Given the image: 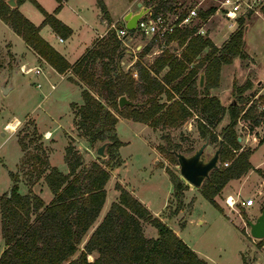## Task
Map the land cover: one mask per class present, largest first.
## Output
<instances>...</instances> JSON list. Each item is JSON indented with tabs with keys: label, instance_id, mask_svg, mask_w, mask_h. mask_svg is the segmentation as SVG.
Wrapping results in <instances>:
<instances>
[{
	"label": "rangeland",
	"instance_id": "1",
	"mask_svg": "<svg viewBox=\"0 0 264 264\" xmlns=\"http://www.w3.org/2000/svg\"><path fill=\"white\" fill-rule=\"evenodd\" d=\"M36 1L49 7L46 0ZM106 2L110 4L114 15L126 6L125 0ZM139 2L151 7L143 0H130L131 11L138 9ZM179 2L183 4L175 5L178 7L177 12L188 9L194 5L195 0ZM212 3L206 1L205 9L214 7ZM31 7L35 12L20 10L29 20L33 13L38 15L40 12L34 5ZM163 13L171 18L175 14L171 10ZM237 18L216 9L207 21L198 18L193 25L201 31V35L211 37L217 47H221L239 28L237 23L233 28L230 25L234 19L238 22ZM91 20L100 33L106 30L107 26L100 21L95 23L94 16ZM122 23L123 19L116 25ZM109 29L102 37L97 36L92 45V54L98 52L101 58L108 55L112 45L110 36L113 33ZM4 40L10 41L11 44L0 46V201L9 196L11 187L16 183L19 193L33 192L48 205L54 195L48 188L44 175L52 167L58 168L64 174L69 173L70 167L66 161L69 149L71 161H79L77 173L91 172L95 164L110 173V179L105 185L104 206L95 224L84 237L80 249H83L96 226L110 210L112 203L118 200L120 191L117 185L120 184L141 201L154 217L167 223L209 264H264V244L250 236L247 223L248 220L255 221L264 206V185L260 180L261 175L256 172V169L264 170V145L255 152V146L257 147L264 138V124L255 125V120L264 112L262 108L264 96L254 97L250 94L257 93L264 87L263 20L256 19L252 22L251 29L246 35L248 50L254 60L247 56L245 59L236 58L232 64L224 65L220 71L219 86L210 89V94L220 99L226 107V112L221 121L212 128L217 139L214 142L209 139L205 149L206 156L209 157L218 148V140L231 121L229 107L232 101H235L234 106L239 112L234 126L238 143L242 149L254 148L255 152L252 151L254 154L252 153L250 160L254 170L235 182L239 183L238 189L233 190L231 187L233 184L227 183L228 185L215 197L221 211L203 197L201 188L194 187L181 176L177 159L172 154L173 146L186 155L192 154L206 141L198 129L200 120L195 110L192 116L175 125L160 123L159 126L153 127L150 123L137 122L130 118L132 107H118L120 112L110 108L117 118L115 126L113 128L104 126L105 140L90 143L85 131L78 125V113L84 104L83 92L87 91L96 99L99 98L97 90L100 80L104 77L102 65L93 64L90 62L91 58L85 61L87 80L73 72L65 73L64 79L55 72L48 78L35 73L25 74L21 71L24 65L25 68L39 66L44 69V73H47V69L40 61L38 63L32 56H27L25 42L12 30L9 29L7 34L0 31L2 41L0 44H3ZM182 50L177 40L167 42V38L164 37L150 39L137 33L131 41L121 42L118 46L110 70L116 73L118 80H124L126 83H129L132 77L135 81L133 85L139 88L142 83L139 82L138 67L154 68L156 60L168 53L180 58ZM206 51L196 58L190 68L196 67ZM25 56L30 61L28 64L21 61ZM167 70L168 68H165L157 77L162 79ZM12 72L11 89L3 93L1 86L7 82ZM203 73L204 66L199 68L196 76L200 96L205 84L203 79V85L200 86V75ZM38 83L41 84L40 88L36 86ZM135 92L134 98L127 94L125 96L135 103H143L145 109L154 101L165 103V109L172 103V100H167L164 93ZM14 122H17L16 128L12 132H7V124ZM103 142H110L105 149L106 157L97 153ZM32 154L41 155L48 160L47 172L39 180L35 178V169L43 166L26 161ZM227 163L222 164L220 161L219 166ZM177 178L183 183V189L178 193L173 181ZM229 196H233L235 201L233 207L226 203ZM250 197L255 203L252 207H245L243 200ZM1 226L0 213L2 236ZM142 227L146 237L157 236V230L148 221L142 220ZM77 255L78 253L75 256ZM95 256L96 254L89 255L88 259L92 261Z\"/></svg>",
	"mask_w": 264,
	"mask_h": 264
},
{
	"label": "trees",
	"instance_id": "2",
	"mask_svg": "<svg viewBox=\"0 0 264 264\" xmlns=\"http://www.w3.org/2000/svg\"><path fill=\"white\" fill-rule=\"evenodd\" d=\"M16 1L17 5L25 1L31 2L44 16L42 24L36 26L17 7H10L6 0H0V19L58 73L63 74L71 70L83 80H87L85 61L91 58L90 62L93 64L102 65L104 77L100 80L97 90L99 98L96 99L87 91L83 92L84 104L78 113V125L85 131L90 143L105 140L104 126L113 128L117 122L110 108L119 111V97L127 94L134 98L135 91H143L144 94L164 93L167 100H172V103L166 109L165 103L155 101L146 109L143 103L129 106L133 109L129 117L134 121L150 123L153 127L159 126L160 123L175 125L192 116L195 110L199 116L198 129L202 137L213 142L217 139L212 128L221 121L226 107L218 97L210 94V89L219 86L223 65L231 64L236 58H247L244 28L252 13L239 17V28L221 47H217L210 37L197 34L196 26L176 30L167 37V42L178 41L179 46L183 48L181 57L168 53L156 60L154 68L138 67L137 73L142 85L136 88L132 77L129 83H126L124 80H118L116 73L110 70L118 46L122 42L115 33H111L112 45L104 58H101L98 52L92 54L91 47L75 64H71L40 35V30L45 25H49L63 39L72 34L71 29L56 16L68 0H56L58 6L51 14L36 0ZM179 1L143 0L147 5H151L153 17L167 10L177 14L178 7L175 5L183 4ZM97 4L107 17L104 1L97 0ZM173 9L175 10L172 11ZM215 10L214 7H210L201 11L199 19L207 21ZM186 11L179 12L180 19L184 17ZM259 13L264 18V3ZM205 50L207 51L198 66L190 68ZM202 66L205 84L200 96L196 76ZM165 68L168 70L163 78L159 79L158 74ZM131 98L128 99L132 100ZM234 105L230 104L231 121L221 135L223 143L220 161L222 164L228 163L212 171L209 179L201 187L203 197L218 211H221V208L215 197L227 183L240 179L254 170L250 161L254 149H242L238 143L234 126L239 112ZM260 123L264 124V112L255 120V125ZM263 142L264 138L260 144ZM219 144L220 139L218 146ZM172 149L179 150L175 146ZM70 155L71 150L68 149L66 154V161L70 167L68 174H64L56 167L47 172L48 160L41 155L32 154L27 157V162L43 166L35 169V178L39 180L47 172L44 180L54 197L47 205L33 192L19 193L18 186L16 183L13 184L9 196L0 201L1 232L5 243V249L0 255V264H209L167 223L154 217L141 201L120 184L117 185L120 191L118 200L112 203L110 210L96 226L83 249H80L84 237L95 224L104 206L105 185L110 179V173L96 164L91 172L77 173L79 161H71ZM256 172L264 180V170L256 169ZM173 181L177 193L180 192L183 189L182 181L178 178ZM142 220L148 221L157 230L156 237L144 235ZM261 242L264 244V239ZM93 254L96 256L90 261L88 256Z\"/></svg>",
	"mask_w": 264,
	"mask_h": 264
},
{
	"label": "crops",
	"instance_id": "3",
	"mask_svg": "<svg viewBox=\"0 0 264 264\" xmlns=\"http://www.w3.org/2000/svg\"><path fill=\"white\" fill-rule=\"evenodd\" d=\"M46 1L48 2L49 7L45 6L42 2H41V4L43 6L41 4L40 5L43 7V9L45 11H47L48 13L51 14L57 8L58 3L56 0H52V1L46 0ZM103 1H104L105 6H106L107 17H105L103 15V12H101V10L97 4V0H68V1H66L63 4L62 9L57 13L56 16L61 22H63L66 26H68L71 29L72 34L68 38L63 39L60 36H58L49 25H45L41 28L40 35L47 42H49V44L52 45L60 54H62L69 63L73 64L89 48L92 47L93 42L96 40L97 36L102 37L105 34V32L109 29L110 25L117 24L118 22H120L123 19V17L128 12L131 11L130 0H125L126 1L125 8L121 12H117L115 15L112 13L110 4L107 3L106 0H103ZM261 1H262L261 6H262V4L264 3V0H261ZM30 4L33 6V4L31 2L25 1V2L17 5L16 7L18 8L19 11L20 10H23V11L31 10V11L35 12L32 9ZM206 9H208V8H206ZM136 11H138V9ZM37 12H38V10H37ZM133 12H135V11H133ZM151 13H152V11H151ZM92 16H94L96 18L95 23L100 21L101 24L107 26L106 30L104 32L100 33V31L96 27V24H94V21L91 20ZM237 19H239V18H237ZM256 19H261L264 21V18L260 15L259 11H258V13L253 14V16L248 20V23H246L247 30L244 34V36H245V52L247 53V56H249L251 59H253V58H252V56L248 50V46H247V42H246V35H247V32L251 29V23L254 22ZM30 20L33 24H35L36 26H39L44 21V16L42 15L41 12H39L38 15L36 13H33L32 18H30ZM231 22L232 23L230 25L232 26V28H233V26L236 25V23L238 24L236 19L232 20ZM107 24H109V25H107ZM123 24H125L124 21L121 25H123ZM121 25H119V26H121ZM6 28L8 30L9 29L12 30L7 24H5L0 19V31L2 33L7 34L8 30ZM234 29H235V27H234ZM234 29H232L231 32H233ZM0 42H2V41H0ZM9 44H11L10 41L4 40V43L0 44V46L5 47V46H8ZM61 44H63V45H61ZM26 48H27L26 53L28 52L27 56H32L35 61L38 60V63L40 61V63H42L46 67V69H47L46 70L47 73H45L46 78L51 77L52 73L55 72L56 74L60 75V77L62 79H64L65 73H67V72L71 73L72 72L71 70H68L67 72H65L63 74L58 73L46 61H44L42 58H40L38 56V54L32 48H30L27 44H26ZM27 56L21 58L22 59L21 61H23V62L26 61V63L27 62L29 63L30 61L28 60ZM227 65H229V64H227ZM42 70L44 71L43 68H42ZM12 74H13V72L9 74V79L7 80V82L11 81L10 78H12ZM250 94L251 95L253 94L254 97L255 96H258V97L264 96V87H262L261 90L258 91L257 93L251 92ZM258 107H260V106H258ZM262 108H264V107H262ZM263 145H264V142L262 144H259L257 147L255 146V148H256L255 152L260 147H262ZM250 160H251V158H250ZM251 163H252V161H251ZM237 180L238 179L231 180L228 182L229 185L233 184V185H231L233 190H234V188L238 189L239 183H235ZM260 180H261V182H263V185H264L263 178L260 177ZM231 197H233V196H231ZM4 248H5V243H4L3 237L0 234V255H1L2 251L4 250Z\"/></svg>",
	"mask_w": 264,
	"mask_h": 264
},
{
	"label": "built area",
	"instance_id": "4",
	"mask_svg": "<svg viewBox=\"0 0 264 264\" xmlns=\"http://www.w3.org/2000/svg\"><path fill=\"white\" fill-rule=\"evenodd\" d=\"M206 1L213 2L212 4L215 9L223 10L234 18H239L251 13H258L262 3L261 0H195L194 5L186 9L187 11L181 19L179 18V12L174 14L173 18L167 16L165 13H159L156 17H153L152 14H150L139 20L137 30L135 31H129L125 27V24L121 26L112 24L110 25L109 30L115 33L116 37L123 43L131 41L137 33L150 39L167 38L178 29L184 30L185 28L193 27L195 19L199 18V13L205 11ZM197 34L201 35L202 33L198 30ZM21 71L25 74L35 73L36 75L42 74L45 76L44 71L39 66L25 68L24 65ZM134 75H136V73ZM36 86L40 88L41 84L38 83ZM52 88L55 87L52 85ZM230 199H232V202ZM226 203L230 207L235 205V201L231 196L226 198ZM254 203L255 200L252 197L243 200V205L245 207H252Z\"/></svg>",
	"mask_w": 264,
	"mask_h": 264
},
{
	"label": "water",
	"instance_id": "5",
	"mask_svg": "<svg viewBox=\"0 0 264 264\" xmlns=\"http://www.w3.org/2000/svg\"><path fill=\"white\" fill-rule=\"evenodd\" d=\"M6 3L10 7H16V0H6ZM138 11H130L124 17L123 21L125 23V27L129 31H135L138 27V22L141 18L147 17L151 14L152 7L144 6L142 3H138ZM247 30V26L244 28V34ZM204 74L200 75V86L203 85ZM3 93H7L10 91L11 85L10 81L1 86ZM230 104H235V101H232ZM132 100L128 99L125 95H122L118 99V107L123 108L125 106H137ZM240 141V138H239ZM223 140L220 138V144L215 152L209 157L206 156L205 149L209 144V139L196 149L192 154L186 155L179 150L173 149L172 153L177 159L178 169L180 171L181 176L191 185L196 188H201L203 183L209 179L212 171L219 168L220 162V153L222 148ZM110 144V142H103L97 150V153L106 157L105 149ZM10 194V191H9ZM250 230V236L256 240L264 239V210L260 215L256 218L255 221H247Z\"/></svg>",
	"mask_w": 264,
	"mask_h": 264
},
{
	"label": "bare ground",
	"instance_id": "6",
	"mask_svg": "<svg viewBox=\"0 0 264 264\" xmlns=\"http://www.w3.org/2000/svg\"><path fill=\"white\" fill-rule=\"evenodd\" d=\"M16 124H17V122L8 123L7 126H6V131L7 132H12V130H14L16 128V126H17ZM48 134H50V132ZM230 200H232V199H230Z\"/></svg>",
	"mask_w": 264,
	"mask_h": 264
}]
</instances>
